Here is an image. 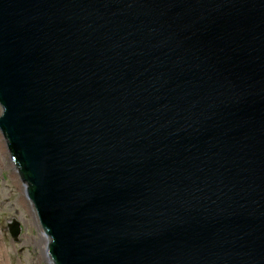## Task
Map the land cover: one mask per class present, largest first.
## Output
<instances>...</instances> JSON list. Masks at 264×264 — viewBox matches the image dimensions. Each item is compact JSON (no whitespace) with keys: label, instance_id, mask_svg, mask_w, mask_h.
Returning <instances> with one entry per match:
<instances>
[{"label":"water","instance_id":"water-1","mask_svg":"<svg viewBox=\"0 0 264 264\" xmlns=\"http://www.w3.org/2000/svg\"><path fill=\"white\" fill-rule=\"evenodd\" d=\"M0 107L53 264H264V0H0Z\"/></svg>","mask_w":264,"mask_h":264},{"label":"rangeland","instance_id":"rangeland-1","mask_svg":"<svg viewBox=\"0 0 264 264\" xmlns=\"http://www.w3.org/2000/svg\"><path fill=\"white\" fill-rule=\"evenodd\" d=\"M13 217L21 224L18 241L7 231V222ZM38 225L25 183L0 133V264H52L45 247L48 239Z\"/></svg>","mask_w":264,"mask_h":264},{"label":"bare ground","instance_id":"bare-ground-1","mask_svg":"<svg viewBox=\"0 0 264 264\" xmlns=\"http://www.w3.org/2000/svg\"><path fill=\"white\" fill-rule=\"evenodd\" d=\"M8 151V150H7ZM8 154H9V151H8ZM9 157H10V154H9ZM10 160H11V157H10ZM12 164L14 165V167H16V165L14 164V162L11 160ZM17 168V167H16ZM31 202V201H30ZM32 204V203H31ZM35 211V210H34ZM36 213V212H35ZM37 216V215H36ZM38 220V218H37ZM38 224H39V221H38ZM38 227L41 229L40 225H38ZM42 230V229H41Z\"/></svg>","mask_w":264,"mask_h":264}]
</instances>
